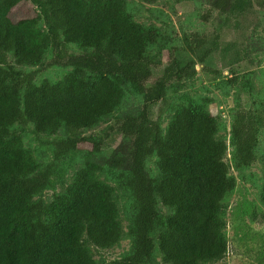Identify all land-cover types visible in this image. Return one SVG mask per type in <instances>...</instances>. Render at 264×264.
<instances>
[{
  "label": "trees",
  "instance_id": "obj_1",
  "mask_svg": "<svg viewBox=\"0 0 264 264\" xmlns=\"http://www.w3.org/2000/svg\"><path fill=\"white\" fill-rule=\"evenodd\" d=\"M22 1L0 0V264H99L88 243L110 248L125 232L117 190L129 197L123 213L132 243L107 264H152L155 252L169 264L221 260L229 248L224 200L237 186L230 170L255 160L264 108L238 102L228 144L205 103L186 93L174 102L168 92L172 82L195 77L198 65L220 73L243 59L220 30L240 24L253 0H214L220 27L184 35L182 49L173 47L163 66L148 53L160 29L136 21L127 0H36L31 16L15 20L12 10ZM69 44L81 53L69 52ZM53 66L71 69L58 80L36 81ZM229 80L240 92L253 89L250 74ZM127 85L142 97L141 107L117 117L110 141L94 140L92 149L99 153L122 136L124 147L108 163L117 186L100 178L91 157L66 183L60 160L87 140L82 130L115 113ZM30 125L35 136L56 135L46 166L24 146ZM48 189L51 200L44 199ZM260 199L264 205V181Z\"/></svg>",
  "mask_w": 264,
  "mask_h": 264
},
{
  "label": "rangeland",
  "instance_id": "obj_2",
  "mask_svg": "<svg viewBox=\"0 0 264 264\" xmlns=\"http://www.w3.org/2000/svg\"><path fill=\"white\" fill-rule=\"evenodd\" d=\"M36 0H23L12 10V18L19 20L31 16L37 10ZM214 0H127V8L134 15L135 20L147 26H156L161 35L158 40L148 47L149 55L157 64L163 66L175 49L183 47L184 35L192 33H208L218 29L221 21L218 11L213 9ZM253 9L246 18L241 19L240 24L231 26L223 25L220 30L223 41L235 42L240 51L242 60L227 68H220V73H212L197 67V75L183 82H172L169 86V96L174 102H178L180 95L186 93L198 101L207 105L213 115L219 117V138H223L229 144L231 135L232 113L238 102L245 108H264V0H253ZM206 17V18H204ZM235 24V25H234ZM69 52L80 54L81 50L74 44L67 46ZM178 50V51H179ZM51 51L45 57L49 61ZM220 67V65H219ZM37 67L23 66V70L30 71ZM39 72L36 81L43 79L58 80L70 71L68 67H46ZM251 75L253 89L251 92L239 90L237 84L229 79L232 76L241 77ZM239 79V81H241ZM142 97L135 93L131 86H125V96L120 107L115 113L104 118L101 123L91 129L82 130V136L87 140L82 142L76 151L65 156L59 162V171L64 176L66 183H70L72 176L82 167L87 158H92L101 165L99 176L112 185L117 183L112 178L108 169V163L114 154L121 151L125 143L122 136H116L108 147L101 149L99 153H93V142L100 138L111 139L108 136L110 126L114 125L117 117L127 113L136 112L142 105ZM168 122V116L163 125ZM30 125L26 132H22L23 143L26 148L34 151L41 165H47L53 161L52 146L48 140L56 135L35 136ZM59 135H62L61 133ZM230 147L226 161L231 163ZM255 160L243 169L236 170L231 167V174L237 178L236 189L224 200L223 217L227 223L226 235L229 240V248L226 255L217 262L210 264H264V205L260 199L261 185L264 181V128L259 136V144L256 148ZM151 169L157 173L154 160L149 163ZM61 191V185L57 186ZM54 190L48 189L44 193L45 200H51ZM116 197L122 210L124 225L123 238L113 247L100 248L88 243L93 257L99 264H107L109 261L120 258L129 251L132 238L128 232L130 221L123 213H126L125 204L129 197L121 190L116 191ZM159 209L167 214L170 209L161 203ZM152 264H169L163 260L159 252H155Z\"/></svg>",
  "mask_w": 264,
  "mask_h": 264
}]
</instances>
